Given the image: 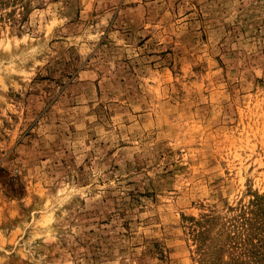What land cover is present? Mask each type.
Returning <instances> with one entry per match:
<instances>
[{
	"label": "rangeland",
	"instance_id": "1",
	"mask_svg": "<svg viewBox=\"0 0 264 264\" xmlns=\"http://www.w3.org/2000/svg\"><path fill=\"white\" fill-rule=\"evenodd\" d=\"M0 264H264V0L2 4Z\"/></svg>",
	"mask_w": 264,
	"mask_h": 264
},
{
	"label": "trees",
	"instance_id": "2",
	"mask_svg": "<svg viewBox=\"0 0 264 264\" xmlns=\"http://www.w3.org/2000/svg\"><path fill=\"white\" fill-rule=\"evenodd\" d=\"M18 2V1H20V0H0V6L2 5V4H6V2Z\"/></svg>",
	"mask_w": 264,
	"mask_h": 264
}]
</instances>
